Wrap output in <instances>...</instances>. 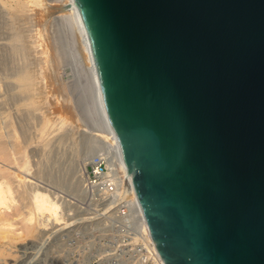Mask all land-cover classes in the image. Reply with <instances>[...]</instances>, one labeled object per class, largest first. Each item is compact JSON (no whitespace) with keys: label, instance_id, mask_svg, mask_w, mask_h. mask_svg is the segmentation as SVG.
Returning a JSON list of instances; mask_svg holds the SVG:
<instances>
[{"label":"water","instance_id":"obj_1","mask_svg":"<svg viewBox=\"0 0 264 264\" xmlns=\"http://www.w3.org/2000/svg\"><path fill=\"white\" fill-rule=\"evenodd\" d=\"M166 264H264V0H75Z\"/></svg>","mask_w":264,"mask_h":264},{"label":"bare ground","instance_id":"obj_2","mask_svg":"<svg viewBox=\"0 0 264 264\" xmlns=\"http://www.w3.org/2000/svg\"><path fill=\"white\" fill-rule=\"evenodd\" d=\"M0 41H5L0 42V259L17 243L47 235L44 230L53 222H66L65 199L41 181L86 194L92 189L87 167L107 152L120 176V198L97 188L99 198L92 186L93 200L102 199L98 203L104 201L100 207L106 213L121 211L130 218L146 244L139 264L148 259L151 264H166L107 116L75 0H0ZM75 139H81L82 151ZM10 208L22 217V235L11 230L13 221L1 212ZM61 246L59 255L64 253ZM64 259L53 263L64 264Z\"/></svg>","mask_w":264,"mask_h":264},{"label":"rangeland","instance_id":"obj_3","mask_svg":"<svg viewBox=\"0 0 264 264\" xmlns=\"http://www.w3.org/2000/svg\"><path fill=\"white\" fill-rule=\"evenodd\" d=\"M78 138L77 141H79ZM80 138L82 139L81 136ZM81 139L80 142L75 139V144L76 142L79 143L76 145L81 147L78 150L82 151L84 146L80 144ZM79 152L78 155L81 156ZM80 159L78 160L81 162L82 159ZM93 160L87 167L88 171H90ZM41 182L42 186L51 192H55L58 198L65 199L63 201L65 204H62V209L65 207V211L63 209L62 214L66 215V222L64 224L53 222L44 230L48 232L47 235H41L40 239L31 241L27 239L24 242L17 243V247L11 248L12 251L9 252L8 256H5L6 258L0 259V264H54V260H63L65 256L64 264H139L138 259L141 258L140 260H142L146 244L137 234L129 217H123L121 211L106 213L102 210L100 204L103 205L104 201L98 203L102 199H99L101 194L99 195L97 188H95L96 193L95 189L92 190L94 187L91 186L92 192L95 191L93 194L99 195V201L95 202L94 197L91 196V190H89L90 192L87 191L86 194H81V196L71 188H69L70 190L68 188L62 190V188H57L51 183ZM1 212L13 221L14 225L11 230L16 235H22V217L17 216L16 211L12 208L2 209ZM56 243L59 244L57 245L58 248L61 244L64 245L61 246V249L64 250L61 255H59L61 252L55 247ZM55 250L56 252L58 250L57 253L55 252L56 255L54 254ZM52 255H55L53 256L55 258L51 257ZM151 262L148 259L146 264H151Z\"/></svg>","mask_w":264,"mask_h":264},{"label":"built area","instance_id":"obj_4","mask_svg":"<svg viewBox=\"0 0 264 264\" xmlns=\"http://www.w3.org/2000/svg\"><path fill=\"white\" fill-rule=\"evenodd\" d=\"M108 159L107 152L99 154L94 158L89 171L90 184L99 190H106L110 193V198L115 197L117 199V197L120 198L118 193L120 176L114 170L115 166L112 163L110 164ZM108 163L111 165V168H109Z\"/></svg>","mask_w":264,"mask_h":264}]
</instances>
